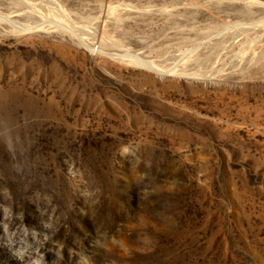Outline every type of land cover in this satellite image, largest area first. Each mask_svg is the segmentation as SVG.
Here are the masks:
<instances>
[{"label":"rangeland","instance_id":"rangeland-1","mask_svg":"<svg viewBox=\"0 0 264 264\" xmlns=\"http://www.w3.org/2000/svg\"><path fill=\"white\" fill-rule=\"evenodd\" d=\"M0 264H264V0H0Z\"/></svg>","mask_w":264,"mask_h":264}]
</instances>
